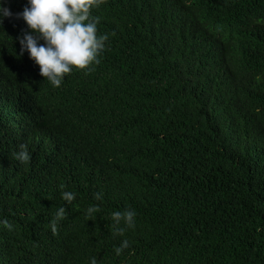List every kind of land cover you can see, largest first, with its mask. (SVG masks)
<instances>
[{
    "label": "trees",
    "instance_id": "trees-1",
    "mask_svg": "<svg viewBox=\"0 0 264 264\" xmlns=\"http://www.w3.org/2000/svg\"><path fill=\"white\" fill-rule=\"evenodd\" d=\"M3 3L0 264H264V0H103L100 63L59 87L20 54L26 0Z\"/></svg>",
    "mask_w": 264,
    "mask_h": 264
},
{
    "label": "clouds",
    "instance_id": "clouds-1",
    "mask_svg": "<svg viewBox=\"0 0 264 264\" xmlns=\"http://www.w3.org/2000/svg\"><path fill=\"white\" fill-rule=\"evenodd\" d=\"M102 3L103 0H26V6L15 13L28 29L16 38L20 54L27 51L28 57L38 65L39 74L52 87H59L73 68L88 69L90 65L100 63L99 57L105 49L108 34H97L99 17L93 16L91 9ZM11 15L3 0H0V21ZM13 158L22 164L27 163L30 160L27 146L21 143L18 150L13 152ZM74 198L75 193L71 191L61 192V199L66 203H71ZM93 199L102 201L103 193L94 192ZM98 211V205L92 204L85 209V215L91 218ZM65 215L63 206L56 209L49 222L53 234L56 233L57 223ZM135 216V211L127 208L112 211L109 216L112 235L123 236L126 229L134 228ZM0 226L9 231L13 228L6 220H0ZM128 247V240L123 239L113 248V252L119 256ZM89 264H97L96 258L91 257Z\"/></svg>",
    "mask_w": 264,
    "mask_h": 264
}]
</instances>
